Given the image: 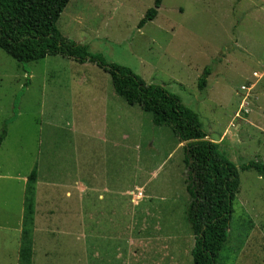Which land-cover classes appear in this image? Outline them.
<instances>
[{
  "label": "rangeland",
  "instance_id": "rangeland-1",
  "mask_svg": "<svg viewBox=\"0 0 264 264\" xmlns=\"http://www.w3.org/2000/svg\"><path fill=\"white\" fill-rule=\"evenodd\" d=\"M153 6L154 0H70L56 27L197 113L208 138L239 170L217 264H264V180L240 171L250 161L264 163V0H163L156 18L138 28ZM206 68L207 86L199 91ZM5 126L1 153L12 155L21 177L42 163L68 183L84 178L91 187L97 178V191L85 196L79 264H192L185 144L118 97L96 64L60 56L20 64L0 49V135ZM14 185L15 203L23 186ZM5 198L12 199L0 193V206ZM19 246L15 233L0 231V264H19ZM54 253L39 262L78 264L76 251L67 258Z\"/></svg>",
  "mask_w": 264,
  "mask_h": 264
},
{
  "label": "trees",
  "instance_id": "trees-1",
  "mask_svg": "<svg viewBox=\"0 0 264 264\" xmlns=\"http://www.w3.org/2000/svg\"><path fill=\"white\" fill-rule=\"evenodd\" d=\"M163 0H154L139 22L142 28L153 21ZM70 0H0V49L20 64L37 62L49 56H60L83 64H96L111 79L115 94L130 106L151 114L154 126H167L186 143L184 165L187 170L186 191L190 203L186 222L194 237L190 251L192 264H217L224 248L232 215V204L239 192V170L220 152L203 130L197 113L183 105L179 98L163 87L147 84L129 68L106 64L91 54L88 47L71 42L58 31L56 24ZM210 68L203 71L197 87L207 86ZM7 134L6 126L0 144ZM240 171H254L264 180V163L250 161ZM37 180L34 169L27 178L19 264H31L34 193Z\"/></svg>",
  "mask_w": 264,
  "mask_h": 264
},
{
  "label": "crops",
  "instance_id": "crops-1",
  "mask_svg": "<svg viewBox=\"0 0 264 264\" xmlns=\"http://www.w3.org/2000/svg\"><path fill=\"white\" fill-rule=\"evenodd\" d=\"M5 140L6 138L0 144V183H2V185L0 184V193L1 195L8 194L12 199L5 198L6 200L0 206L2 210V212H0V231H3L5 234L15 233L20 243L25 189L29 175L27 177H25V175L21 177L19 173H14L15 163L10 158L12 155L6 156L1 153V149L5 146V143H7ZM48 162L49 161L45 158L43 165L49 167ZM40 165H42V163ZM40 165L36 164L34 167L37 180L34 193L31 264H41L39 262L41 258H48V256L55 251L54 256L61 257V253H63L65 258L71 253L74 255L73 251H76L75 257L78 260V264L79 255L80 262L83 263L87 240L85 228V196L86 194L95 193L97 191V189H95V180L96 182L98 180L94 176L91 187L85 183L84 178L80 180L75 179L68 183L67 178H65L66 180L63 179L62 172H48L42 169ZM62 166L63 165H61V168ZM15 182L18 184L22 183L23 187L21 190L17 188V196L14 203ZM104 191H106V189H104ZM97 198L101 199L102 196L99 194ZM15 204L17 205L16 210L19 208V211L15 214L19 221H14L13 224L10 216H15L13 214L16 211L14 207ZM19 204H21L20 207ZM87 234L89 235V233ZM129 241L130 247L126 257L128 260L134 245L132 239ZM94 242L97 243V238ZM96 250V253H93L95 261L101 256V253H98V245H96ZM43 251L44 253L41 254ZM159 252H161V250L159 251L156 249L153 251V254L155 255ZM97 256L98 258L96 259Z\"/></svg>",
  "mask_w": 264,
  "mask_h": 264
},
{
  "label": "built area",
  "instance_id": "built-area-1",
  "mask_svg": "<svg viewBox=\"0 0 264 264\" xmlns=\"http://www.w3.org/2000/svg\"><path fill=\"white\" fill-rule=\"evenodd\" d=\"M242 89H245L244 87Z\"/></svg>",
  "mask_w": 264,
  "mask_h": 264
},
{
  "label": "water",
  "instance_id": "water-1",
  "mask_svg": "<svg viewBox=\"0 0 264 264\" xmlns=\"http://www.w3.org/2000/svg\"><path fill=\"white\" fill-rule=\"evenodd\" d=\"M183 144H186V143H183Z\"/></svg>",
  "mask_w": 264,
  "mask_h": 264
}]
</instances>
